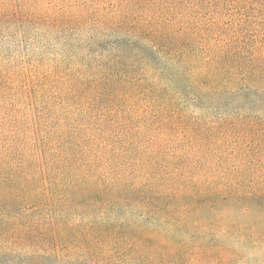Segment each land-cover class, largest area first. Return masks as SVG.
Instances as JSON below:
<instances>
[{"label": "trees", "instance_id": "trees-1", "mask_svg": "<svg viewBox=\"0 0 264 264\" xmlns=\"http://www.w3.org/2000/svg\"><path fill=\"white\" fill-rule=\"evenodd\" d=\"M244 140L264 0H0V264L74 263L76 208L236 186Z\"/></svg>", "mask_w": 264, "mask_h": 264}, {"label": "rangeland", "instance_id": "rangeland-1", "mask_svg": "<svg viewBox=\"0 0 264 264\" xmlns=\"http://www.w3.org/2000/svg\"><path fill=\"white\" fill-rule=\"evenodd\" d=\"M223 162L235 168L226 177L237 185L218 194L193 189L194 202L177 188L154 192L159 200L123 194L76 208L65 220V257L72 264H264V141L244 140Z\"/></svg>", "mask_w": 264, "mask_h": 264}]
</instances>
